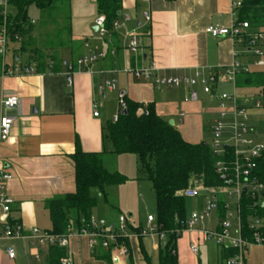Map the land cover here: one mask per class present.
Instances as JSON below:
<instances>
[{"label": "crops", "instance_id": "crops-1", "mask_svg": "<svg viewBox=\"0 0 264 264\" xmlns=\"http://www.w3.org/2000/svg\"><path fill=\"white\" fill-rule=\"evenodd\" d=\"M87 4L95 6L99 17L95 0L66 2L69 14L73 7ZM60 7L63 6H55L56 9ZM32 8L37 16L44 15V11L29 7L30 10ZM8 9H12L16 15L12 7L8 6ZM145 14L150 17L148 23L144 21ZM125 18L128 19L127 23H124ZM117 21L124 26L114 31L116 34L113 37H100L97 30L95 32L106 47L97 45L94 51L85 52L89 45L86 47L85 43L78 46V38L70 33L69 43L63 48H57L56 53L52 54L53 50L47 53L49 48L46 49L39 40L54 34L55 21L47 19L45 27L37 29V24L28 20L21 27L19 39L16 41L8 38L4 52L0 53V117L4 99L16 96L20 102L18 111L9 113L14 117L10 136L5 142H0V169L12 175L7 185V194L13 200L10 218L19 222L26 234L31 228L50 230L51 223L44 203L75 192L74 165L70 157L76 145L86 154L107 152L103 155L106 171L107 165L110 167L111 163L119 159H133L136 171L135 156L110 154L111 146L103 143L105 127L113 119L109 120L105 116V104L114 105L115 112L119 93L124 94L126 101L144 108L151 107L156 116L166 122H173V127L185 143L193 146L205 144L209 147L213 122L220 112L219 95L235 93L241 102L257 98L255 93L243 91L244 96L241 97V91L229 83L221 82L233 63L251 66L252 55L228 38L215 39L203 33L210 26H229V0H148L147 3L143 0H122V11ZM131 21L132 26L129 25ZM89 27L96 28L94 20ZM132 30H136L141 40L142 49L137 56L131 53L126 37V33ZM99 53L104 55L102 59L86 66L76 65L78 60ZM64 58H68V61ZM151 62L156 68L154 75L159 78L177 75L192 77L196 72H200L201 77L195 86L156 89L150 83L137 80L124 72ZM64 63L71 66L72 70L69 71ZM30 66L34 67V73L25 74L24 69ZM15 68L20 71L9 75L8 72ZM252 70V73L260 71L257 68ZM212 79L215 81L211 86L214 97L203 93L202 81L210 82ZM107 81L115 82L114 92L104 89ZM227 85L232 88L231 92L220 91V88ZM191 94L196 95L195 100H191ZM100 99L104 100L103 104ZM94 104L99 114L97 118L93 116ZM258 120L254 114L250 123L258 134H263V129L257 130L255 126L254 121L258 123ZM206 136L210 137L209 143L204 139ZM250 138L258 139V136L251 135ZM136 179L137 173L134 181ZM205 198L206 195L201 194L194 200L206 201ZM219 216H222L221 209L213 213L214 218L211 217L204 227L215 230ZM127 232L130 230L124 232L128 239H124L123 243L129 254L123 264H159V253L166 241H160L155 236L130 237ZM190 233L194 239L184 256L177 247L181 238L176 243L178 264H201L197 258L199 248L207 241H203L197 232ZM26 242L0 239V264H22V253L32 260L36 250L28 248ZM191 244L198 246L197 255L190 253ZM17 245L22 253L19 251L16 254ZM216 246L222 263L223 255L227 252ZM8 248L14 250V260L7 257ZM46 250L39 252L43 263ZM104 254L108 253L89 249L84 239L72 240L66 249V259L70 264L80 259L87 264H108L101 259ZM186 255L188 259L184 260ZM246 258L248 264L249 255ZM262 258L264 264V253Z\"/></svg>", "mask_w": 264, "mask_h": 264}, {"label": "built area", "instance_id": "built-area-1", "mask_svg": "<svg viewBox=\"0 0 264 264\" xmlns=\"http://www.w3.org/2000/svg\"><path fill=\"white\" fill-rule=\"evenodd\" d=\"M148 2V0H143ZM230 4V24L228 27L210 26L204 29L203 33L215 39H230L235 45L248 51L253 61L250 65L233 63L227 69L225 75L221 78L222 83L231 84L235 87L236 78L243 74L253 72L252 68L264 70V30L252 29L249 22L238 18V11L242 3L241 0H229ZM8 0H0V53H3L8 38L18 40L19 35L9 33V14ZM144 21L148 23L150 17L145 14ZM128 19L125 18L124 23ZM124 25L119 21H114L112 30L116 31ZM97 34L100 37H109L105 28V18L99 16L95 22ZM129 41V49L134 55L141 53V40L132 30L126 33ZM87 47V44H85ZM104 57L103 54H92L90 57L76 62L77 66H86L96 62ZM71 71L72 67L66 63L63 64ZM15 68L8 72H19ZM34 67L30 66L24 69L25 74L34 73ZM156 71L154 63L146 66L135 67L124 71L129 76L150 83L154 88H179L182 85L195 86L201 77L200 72H196L192 77L174 76L159 78L154 75ZM202 81L203 93L214 97L212 93V84ZM115 82H105L104 89L108 92L115 91ZM103 90V88H102ZM191 100L196 99V95L191 94ZM124 94H118L117 103L119 107L118 115L126 109ZM252 100V101H251ZM241 102L235 93L220 94L218 97L219 117L213 122L211 131L212 142L210 145L211 154L216 158L214 162V174L221 184L219 187L206 188L201 181L193 184L181 193L183 199H197L201 194L206 195V201L200 212H193L185 219L184 232H197L203 241H213L223 251L230 253L223 257L221 264H247L249 250L257 248L264 253V186L258 182L255 172L257 162L264 152V133L258 134L250 123V118L256 114L264 117V108L259 98H253ZM251 101V103L249 102ZM20 102L18 97L6 98L2 101V115L0 117V142H5L10 136L14 117L10 112L18 111ZM93 116L98 117L96 111L97 105H93ZM137 116H146L147 111L140 107ZM116 115L112 119L115 123L118 119ZM230 118L228 123L224 121ZM227 135V137H225ZM251 135H257L258 139L250 138ZM12 180V175L5 169H0V239L29 241L37 248L58 247L67 249L72 240H87L89 249H99L108 253L113 264H123L128 257V249L123 243L128 239L124 232L128 225L126 218L119 216L115 224H108L102 219L91 217L88 222L80 229H72L63 236L52 235L38 228H31L28 234L24 227L17 221L10 218L13 200L7 194V185ZM222 210V216L218 217L215 230L204 227V224L210 221L213 213ZM232 209V210H231ZM233 211V212H232ZM146 229H141L136 237L155 236L160 241H166L167 234L161 230L155 222V217L147 216ZM201 226L200 230L198 228ZM189 251L192 255L198 254V246L191 244ZM7 257L10 260L15 259V252L12 248L6 250ZM33 264H45L39 252L32 256ZM61 264H69L67 259L62 260Z\"/></svg>", "mask_w": 264, "mask_h": 264}, {"label": "trees", "instance_id": "trees-1", "mask_svg": "<svg viewBox=\"0 0 264 264\" xmlns=\"http://www.w3.org/2000/svg\"><path fill=\"white\" fill-rule=\"evenodd\" d=\"M171 1V0H169ZM67 0H8V5L16 11L9 15V33L19 34L21 27L28 23L27 12L33 6L39 11H52L56 4L65 5ZM97 13L105 18V28L109 36L116 33L112 24L120 16L122 0H95ZM238 18L248 21L251 28L264 30V0H241ZM1 24V18H0ZM238 91L255 93L264 108V70L241 74L236 78ZM125 102V114L121 112L115 123H108L103 134V143L111 146L110 154L132 155L136 157L137 181L151 184L155 197V222L167 234L165 247L159 253V264H178L176 243L185 230V202L181 193L193 182L201 181L206 188L221 184L214 174L215 157L205 144L193 146L185 143L173 126L155 115L151 107L145 108L146 116H137V104ZM103 151L98 154L81 152L76 145L70 157L74 165L75 192L44 203L51 229L46 232L63 236L72 229H80L92 217L97 199L104 197L108 187L124 185L127 179L117 172L110 173L103 166ZM255 176L264 186V152L257 162ZM96 193L97 195H94ZM264 198V191L262 193ZM129 230L139 234L142 228ZM141 238V237H138ZM224 254L223 257L229 256ZM66 259V249L49 247L45 264H61ZM113 264L109 254L101 258Z\"/></svg>", "mask_w": 264, "mask_h": 264}, {"label": "rangeland", "instance_id": "rangeland-1", "mask_svg": "<svg viewBox=\"0 0 264 264\" xmlns=\"http://www.w3.org/2000/svg\"><path fill=\"white\" fill-rule=\"evenodd\" d=\"M63 6V5H62ZM73 11L71 14H69L68 7L63 6L58 9L54 8L52 11L44 12V15H41L40 17L35 14V9L32 8L28 11V20L31 22L36 23L37 29L44 28V22L47 21V19L52 18L53 21H55L54 26L55 31L54 34L51 36H48L46 39H43L39 43L42 44L46 49H48L47 53H51L53 50V53H56V49L63 48L65 45H67L70 41V33L74 38H78L79 43L78 46H81L83 44L89 45L88 50L90 51L98 46H104V42L102 43L101 39L97 36L95 32H93V29L89 27V24L94 20L97 21L98 17L96 14V9L93 4H87V5H78L73 7ZM8 13L10 16H15V12L12 9H8ZM42 14V13H41ZM10 22V20H9ZM11 24V23H9ZM129 25H133V22L131 21ZM65 35H61V33H65ZM104 39V38H103ZM106 40V39H105ZM49 45V46H48ZM56 47V48H55ZM51 54V55H52ZM86 54V53H85ZM64 60L68 61V58H64ZM220 91L227 93L231 92L232 88L230 86H225L220 88ZM240 96H244V94L241 92L239 93ZM100 101L104 102V100L100 99ZM115 112H114V105H107L105 104V116L110 120L114 118L116 115H118L119 107L118 103L116 101L115 103ZM100 111H102L100 109ZM259 118L258 123H255V126L258 130V128L263 129L264 131V117L258 115ZM230 118L226 119L224 122L228 123ZM260 129V130H261ZM256 138V136L254 137ZM207 143L210 142V137L206 136L204 138ZM131 157V156H130ZM135 158V157H131ZM122 159H119L117 162L111 163V166L107 165L106 167L109 172L114 171H121L120 173L122 176H124L127 179V183L120 187H108L106 188L104 192V197H99L97 199V206L93 210V218L96 219H102L106 223L109 224L108 221L116 223L117 218L119 216H123L126 218L127 225L131 226L134 229L142 228L146 229V220L148 215H155V197L152 191L151 184L145 180L141 181H134L135 175L137 172V166L135 171V165L133 163V159H123L128 161H121ZM94 195H97L94 193ZM185 215L186 217H189L193 212H200V209L202 208L204 204V200H194V199H185ZM232 210V209H231ZM233 212V211H232ZM132 216V217H130ZM213 217V216H212ZM214 218V217H213ZM129 228H127V231ZM214 230L212 229L211 232ZM127 235L130 237H136V234L130 230V232H127ZM193 236L190 232H184L182 234L181 239L179 240L177 247L179 250H182L183 256L187 253L188 245L193 241ZM26 246H29L28 248L36 250V252H44L45 248H37V246H32L31 242L27 241ZM27 250V249H26ZM21 252V249H19L18 245L15 247L16 254L18 252ZM23 255L22 253V264H26L28 261V264H33V261L29 258L27 259V256ZM263 253L262 250H259L257 248H252L249 250V260L248 264H263ZM198 260H200L201 264H219L221 263L220 259V251L217 248L216 244H214L213 241H207L205 243H202V246L199 248V255ZM184 260L188 259V256L184 258ZM70 264V263H69ZM75 264H87L84 260H77L75 261Z\"/></svg>", "mask_w": 264, "mask_h": 264}, {"label": "water", "instance_id": "water-1", "mask_svg": "<svg viewBox=\"0 0 264 264\" xmlns=\"http://www.w3.org/2000/svg\"><path fill=\"white\" fill-rule=\"evenodd\" d=\"M120 15H121V13H120V12H119V13H117V16H120ZM96 30H97L96 28H94V29H93V31H94V32H96ZM123 114H125V112H123ZM169 125H170V126H173V122H169ZM116 263H117V262H116V261H114V264H116Z\"/></svg>", "mask_w": 264, "mask_h": 264}]
</instances>
